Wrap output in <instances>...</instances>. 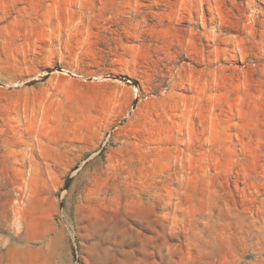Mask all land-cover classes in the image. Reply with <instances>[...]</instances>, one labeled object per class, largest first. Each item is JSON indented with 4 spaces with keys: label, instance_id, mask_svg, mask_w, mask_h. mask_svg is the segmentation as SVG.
Returning <instances> with one entry per match:
<instances>
[{
    "label": "rangeland",
    "instance_id": "1",
    "mask_svg": "<svg viewBox=\"0 0 264 264\" xmlns=\"http://www.w3.org/2000/svg\"><path fill=\"white\" fill-rule=\"evenodd\" d=\"M0 264H264V0H0Z\"/></svg>",
    "mask_w": 264,
    "mask_h": 264
}]
</instances>
